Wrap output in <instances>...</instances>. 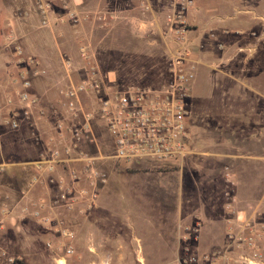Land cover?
Returning <instances> with one entry per match:
<instances>
[{
    "label": "rangeland",
    "instance_id": "374dc122",
    "mask_svg": "<svg viewBox=\"0 0 264 264\" xmlns=\"http://www.w3.org/2000/svg\"><path fill=\"white\" fill-rule=\"evenodd\" d=\"M44 1L51 7L48 23L41 24L35 0H32V8L37 19L30 17V9L26 16L18 9L14 17L19 23L30 17L26 21L30 32L16 33L20 45L22 42L21 47L31 58L37 55L49 64L45 70L37 67V74L33 76L49 78L50 82L38 83L39 89L48 84L43 89L45 94L47 90L51 93L65 87L62 77L66 75V66L68 71H83L82 60L94 55L100 70L110 72L116 84L162 83L164 57L160 44L149 45L141 38L120 34L123 28L120 25H114L115 33L108 34L101 18L97 19L102 17V6L96 5L93 10L87 0L77 3L67 0L73 20L63 16L58 0ZM231 3L232 9L246 7V0H231ZM263 3L255 2L257 8L245 11L250 14L239 20L244 25L253 23L254 32L250 26H242L221 34V38L210 34L202 37L199 50L195 52L198 63L187 98L189 153L183 160L136 164L106 159L101 165L107 175L106 184L98 190L95 206L75 219L74 254L64 258L66 264L102 263V252L114 250L117 246L113 240L119 236L125 241L121 249L126 257L111 260L115 264H136L133 254L140 251L156 257L145 260L148 264H162L169 262L170 254L175 251L190 254L199 249L213 251L217 240L216 249H219L227 242L226 235L230 232L226 218L232 215L229 204L233 202V192L239 207L245 209L239 216L251 214L264 189V19L251 16L264 15ZM203 4L206 5L205 0ZM216 8L225 10L222 4ZM193 24L188 23V31ZM16 30L21 28L15 26ZM52 38L59 51L49 52L46 57L39 54L40 44H47ZM125 50L132 54L124 56ZM26 55L22 52V57L18 58L14 48L0 38V94L8 86L13 90L19 88L17 76L21 71L30 73L22 59ZM197 69L200 76L196 74ZM46 100L43 102L47 105L48 124L64 113L59 99L48 97ZM39 109L44 110L41 106ZM1 122L2 159L18 161L28 157L30 148L23 126L26 123L21 120L18 129L10 130ZM34 136L37 134L30 133V138L36 140ZM103 141L99 150L107 153ZM8 181L5 175H0L1 186ZM258 206L256 212L261 209ZM25 218L27 223L22 232L7 218H2L0 264H10L8 257L12 259L11 264H56L55 247L59 237L43 232L50 230ZM195 222H198L195 231L184 228H191ZM89 235H94V240L87 242ZM46 242L53 247H47ZM94 245L98 248L97 254H93Z\"/></svg>",
    "mask_w": 264,
    "mask_h": 264
},
{
    "label": "built area",
    "instance_id": "2783aa9c",
    "mask_svg": "<svg viewBox=\"0 0 264 264\" xmlns=\"http://www.w3.org/2000/svg\"><path fill=\"white\" fill-rule=\"evenodd\" d=\"M58 1L63 16L73 20L67 0ZM193 7L194 0H170V8L162 17L164 68L163 81L158 85L116 84L94 60L85 57L83 73L61 93L64 116L50 122V133L38 159L29 162L32 172L26 178L22 196L12 200L0 192V214L17 211L22 218H31L59 237L55 247L56 264H66L64 258L74 254L75 219L95 206L98 190L106 182V172L98 166L99 162L110 159L136 164L142 161L177 163L189 153L186 106L198 63L187 28ZM50 10L48 2L35 0L41 24L48 23ZM12 45L21 58L20 47ZM22 59L30 73L21 71L17 76L19 88L15 92V104L6 97V104L13 107L2 122L10 130H16L21 120L30 124L32 109L37 104V97L30 92L31 78L38 70L36 61L30 56ZM84 98H87L86 104ZM97 129L103 130L109 140L107 153L99 150ZM84 146H92L96 154L87 153ZM4 167L0 161V172ZM58 169L61 172L52 174ZM36 185L44 188V195L29 197L28 191ZM258 205L261 209L256 212ZM255 208L242 218L231 207L230 217L234 221L226 218L230 232L223 247L204 253L200 260L194 254L178 257L176 264H197V261L214 264L218 257L225 258L230 248L240 245L251 250L252 259L246 260V264H264V189ZM197 226L195 222L191 228H184L195 231ZM45 245L53 247L50 242ZM7 261L11 264L12 259L8 257Z\"/></svg>",
    "mask_w": 264,
    "mask_h": 264
},
{
    "label": "crops",
    "instance_id": "0c3cea01",
    "mask_svg": "<svg viewBox=\"0 0 264 264\" xmlns=\"http://www.w3.org/2000/svg\"><path fill=\"white\" fill-rule=\"evenodd\" d=\"M76 3L80 0H74ZM204 0H195L194 7L189 13V20L190 23H194L190 30L188 31V35L192 42V48L194 52V57H197L196 51L199 50V45L201 43V39L203 36H206V34H210L213 37L219 36L221 38V34L228 33L229 31H233L234 29H240V27L248 28L249 26L252 28L250 29L253 31L255 28V25L251 22H247V24L240 23L239 20H244L243 18H246L247 15H249V12L252 10L251 8H257L255 5V2L257 4L264 0H246V7L242 8L240 6H235L232 9V3L231 0H205L206 5L203 4ZM89 8H97L96 5L102 6L103 14L102 17H97V19H100L102 22V27L104 30H107L108 34H113L114 32V25H120L123 28L119 30L120 34H129L135 36L137 39H143L148 43L149 45H152L153 43L160 44V47L164 46V42L161 39L160 36V30L162 29V17L164 13L169 8V0H87ZM220 4L225 7V10L219 11L217 6ZM264 4V3H263ZM18 9H21L24 11V16L27 15L28 9L32 10V16L34 20L37 19L35 13L33 12L32 8V0H0V38H2V42H6L7 44H10L12 47V44H18L22 52L26 55L28 52H25L23 48L20 45L19 37H17L18 32H21L22 34H25V32L29 33L28 25L29 22H26L27 20H30V17H25L23 19V22L19 23L17 21V18L14 17L15 14L18 13ZM94 10V9H93ZM97 11V10H95ZM252 17H258L264 19V15L258 13V15H251ZM32 20V19H31ZM235 20V21H234ZM95 21V19H94ZM232 21V22H231ZM98 24V22H96ZM15 26L18 28H21V30L15 31ZM106 26V27H105ZM103 30V31H104ZM254 32V31H253ZM253 32H251L253 34ZM17 33V34H16ZM218 34V35H217ZM20 35V34H19ZM218 38V37H217ZM12 40V44L9 43ZM59 47L56 43V41L50 40L47 44H40V48H38L39 54L42 56H48L49 52H55L59 51ZM26 50V49H25ZM36 54V53H35ZM59 54V53H58ZM124 56H128L130 53L129 51L125 50L123 53ZM34 55V54H33ZM26 56H30L27 54ZM40 56V55H39ZM33 57V56H32ZM37 58H33L36 61V68L37 67H43L45 70L48 68L49 64H45V61L39 58L37 55L35 56ZM92 59L96 62L98 65V60L92 56ZM127 59V58H126ZM131 58L130 60H132ZM80 62V61H79ZM78 62V63H79ZM99 66V65H98ZM66 75H64L62 78H64V82H62V85L67 86L69 82L75 83L76 80L79 78V76L83 73V71L73 70L68 71L66 66ZM80 72V73H79ZM79 73V74H78ZM107 73V72H105ZM201 75V72L196 70V74ZM108 76L112 77V74L108 72ZM195 77V76H194ZM55 81L57 78H54ZM59 79V78H58ZM61 81V79H59ZM50 82L49 78L47 76H37L35 78L32 77V83L30 87V92L33 93L37 97V104L34 106L33 113L31 115L33 124H25L23 125L26 133V144L28 148H30V151H28V157L26 156L23 160H15V159H2L1 155V134H0V161L5 164V167L3 171L0 172V175L3 174L9 179L8 183L6 185H0V192L8 194L10 196V199L16 200L19 199L20 196H22V192L25 190V182L26 178L29 174L32 172L31 165H29V162L38 159L39 154L43 147V142L46 141L48 134L50 133V123H46L48 116H47V105L45 102H47V98L50 99H59L58 102L60 106H62V91L65 88H60L54 92H48L45 94L44 87L48 84L45 83L44 87L39 89L38 83L41 84L43 82ZM68 82V83H67ZM2 81H0L1 85ZM67 83V84H66ZM14 88L12 86H8L6 90L1 91L0 94V116L1 120L8 115V111L10 108H12V105L6 104V97H9L11 99V102H14L15 100V92L16 90H13ZM87 101V98H84ZM45 101V102H43ZM52 101V100H51ZM87 102H84L86 104ZM15 104V102H14ZM37 106V107H36ZM40 106L42 107L41 110L39 109ZM36 107V108H35ZM39 107V108H38ZM63 107V106H62ZM0 120V121H1ZM3 123V122H1ZM4 124V123H3ZM5 125V124H4ZM6 126V125H5ZM7 127V126H6ZM18 129V128H17ZM30 133H36L37 134V140H33L30 138ZM97 136H98V143L101 147V140L108 146V138L103 132V130L99 131L97 129ZM84 150H86L87 153L96 154V150L92 146H84ZM102 153V152H101ZM106 160H102L98 163V166L100 168L101 165H104V162ZM107 170V168L105 169ZM109 170V169H108ZM107 170V173H108ZM58 172H61L59 169L56 171H53L52 174L57 175ZM109 174V173H108ZM107 181V180H106ZM106 184V182H105ZM104 184V185H105ZM45 190L42 186L36 185L33 188H31L27 195L29 197L35 198L40 195H44ZM232 196V204L231 207L235 212H241L243 213L244 207H239V202H237V197L234 194V192L231 194ZM9 200V199H8ZM8 203V201H6ZM1 203V200H0ZM16 213V214H15ZM18 214V215H17ZM239 214V215H240ZM22 214L19 212H14L6 215H2L0 217V225H2V218H7L6 220L9 221V223L13 224V227L18 228L20 232H22L23 228L26 227V218H22ZM229 221H234L233 217H228ZM39 226V225H38ZM74 228V227H73ZM47 232L51 236L55 237L53 233L50 231L43 230V232ZM94 236V235H93ZM93 236L89 235L87 236V242L93 238ZM59 240V238H57ZM76 241V234H75V240ZM91 241V240H90ZM116 244V248L108 249L106 251L102 252V263L100 264H115L112 263L111 260L114 259H124L126 257L125 251L121 249V243L125 242L121 237L119 236L117 239L113 240ZM108 243H112V241L108 240ZM218 240L216 241V245L213 247L214 249L217 248ZM88 247V246H87ZM223 247V245L221 246ZM220 247V248H221ZM90 248V247H89ZM93 254H97L98 248L94 245L93 247ZM211 251H204L203 249H199L194 255L201 259V255L204 253H209ZM192 254V253H191ZM190 253H180L178 251L172 252L169 256V259H171L169 262H165L162 264H176L174 260H176L178 257L186 258L188 255H191ZM136 264H148L145 262L148 258H156L152 254L145 255L142 251L135 252L133 254ZM251 250L245 246L240 245L238 248H230L226 252L225 258L218 257L217 262L214 264H246V260L250 261L252 259ZM124 257V258H123ZM197 264H203V261H197Z\"/></svg>",
    "mask_w": 264,
    "mask_h": 264
},
{
    "label": "trees",
    "instance_id": "16d2710c",
    "mask_svg": "<svg viewBox=\"0 0 264 264\" xmlns=\"http://www.w3.org/2000/svg\"><path fill=\"white\" fill-rule=\"evenodd\" d=\"M109 169V167H107V170Z\"/></svg>",
    "mask_w": 264,
    "mask_h": 264
}]
</instances>
